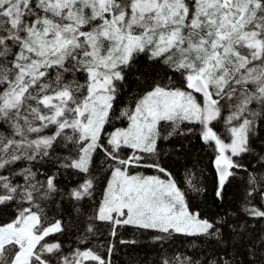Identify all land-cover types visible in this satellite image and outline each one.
<instances>
[{"label": "snow or ice", "instance_id": "snow-or-ice-1", "mask_svg": "<svg viewBox=\"0 0 264 264\" xmlns=\"http://www.w3.org/2000/svg\"><path fill=\"white\" fill-rule=\"evenodd\" d=\"M0 264H264V0H0Z\"/></svg>", "mask_w": 264, "mask_h": 264}, {"label": "trees", "instance_id": "trees-1", "mask_svg": "<svg viewBox=\"0 0 264 264\" xmlns=\"http://www.w3.org/2000/svg\"><path fill=\"white\" fill-rule=\"evenodd\" d=\"M143 257V251H141V258ZM120 258L122 259V260H127L128 259V257L127 256H124L123 254H121L120 255Z\"/></svg>", "mask_w": 264, "mask_h": 264}]
</instances>
